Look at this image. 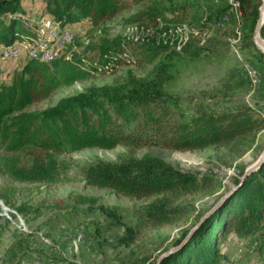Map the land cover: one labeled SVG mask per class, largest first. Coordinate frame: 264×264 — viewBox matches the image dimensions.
I'll return each instance as SVG.
<instances>
[{"label": "trees", "instance_id": "16d2710c", "mask_svg": "<svg viewBox=\"0 0 264 264\" xmlns=\"http://www.w3.org/2000/svg\"><path fill=\"white\" fill-rule=\"evenodd\" d=\"M22 1L0 0V45L3 47L15 42L30 43L26 35L19 33L20 21L15 16L23 14ZM235 1L251 39L261 0ZM44 2V10L52 17L53 24L63 27L61 31L83 19L98 26L129 7L139 5L123 22L142 32L139 37L142 56L129 60L124 54L129 38L120 34L113 38L100 36L95 47L97 56L62 57L61 54L46 62L27 59L9 82H0V147L3 150L0 174L13 182L54 184L63 180L68 167L59 156L87 148L110 150L118 145H155L173 150H203L225 147L241 154L254 143L255 133L262 128V123L245 104L230 109H207L198 104L189 116L183 113L174 116L180 97L171 94L166 84L173 77L171 71L176 65L173 58L179 56L176 47L180 45L186 53L192 43L189 38L182 41L178 35L171 38L177 25L168 24L186 19L185 5L173 0ZM227 7L214 9L199 27L216 23ZM8 15L11 17L6 20ZM260 34L264 40V21ZM252 45L256 47L253 42ZM121 63H135L136 67L152 64V68L143 75L129 69L123 82L91 85L60 98L43 110L26 111L34 103L48 99L58 87L86 80L102 67L115 70ZM83 180L87 186L110 189L125 198L151 199L133 211L135 224L125 225L118 238L120 245L138 247L137 241L147 228L178 224L194 212L199 219L200 211L184 198L212 195L222 187L212 172L183 171L151 153L124 154L114 160L97 158L84 168ZM232 190L190 237L185 239L193 225L182 229L171 241V247L177 248L158 264H217L222 257L218 245L230 234L239 239H256L260 247L264 238V162L238 179ZM5 196L0 194L2 199ZM73 201L94 205L97 198L76 195ZM97 207L107 218H114L120 224L117 207ZM1 237L0 226V247ZM162 253L141 255L124 264H156Z\"/></svg>", "mask_w": 264, "mask_h": 264}, {"label": "rangeland", "instance_id": "374dc122", "mask_svg": "<svg viewBox=\"0 0 264 264\" xmlns=\"http://www.w3.org/2000/svg\"><path fill=\"white\" fill-rule=\"evenodd\" d=\"M173 1L186 6L187 16L181 23L168 24L177 25L171 38L178 35L182 41L189 38L192 43L186 53L179 44L176 47L179 56L173 58L176 62L171 71L173 77L166 84L171 94L180 97L174 116L178 117V113L189 116L198 104L207 109H230L245 104L252 108L254 117L262 123V128L255 133L254 143L241 154L225 147L203 150H173L155 145H118L110 150L87 148L59 156L68 167L63 180L54 184L13 182L0 174V194H6L4 199L0 198V264H124L141 255L160 254L171 247V241L182 229L194 226L221 196L235 188L245 170L256 162L264 149V55L254 42V34L250 39L237 1ZM21 5L23 14L15 15L20 21L19 33L26 35L30 43L15 42L24 47L17 60L0 59V82L4 78H8L9 82L22 69L28 58L26 50L29 46H49L50 43L44 41H49L48 32L55 27L52 17L44 10V0H23ZM221 6L228 7L219 15L218 21L200 28L206 16ZM138 8L139 5H133L98 26H93L88 19L69 25L73 38L58 55L97 56L95 47L100 36L113 38L121 34L129 38V46L124 52L129 60L142 56L139 46L142 32L123 22ZM10 17L8 15L6 20ZM151 68L152 64L136 67L135 63H121L115 70L102 67L101 70L105 71H97L86 80L69 86L58 87L48 99L34 103L26 111L43 110L60 98L91 85L123 82L129 69L143 75ZM2 153L0 147V155ZM145 153L157 155L183 171L212 172L219 178L222 187L212 195L184 198L193 202L200 211L199 219L194 212L178 224L159 229L147 228L137 241L140 247L123 246L118 238L123 234L124 226L135 224L133 211L151 199H129L110 189L87 186L83 170L97 158L114 160L124 154L142 156ZM76 195L95 197L97 203H76L73 201ZM98 205L117 207L120 224L114 218H107ZM21 206L26 209L19 211L17 208ZM261 239L262 244L257 247L256 239L240 240L234 234L228 235L218 245L222 257L217 264H264V238Z\"/></svg>", "mask_w": 264, "mask_h": 264}, {"label": "bare ground", "instance_id": "6f19581e", "mask_svg": "<svg viewBox=\"0 0 264 264\" xmlns=\"http://www.w3.org/2000/svg\"><path fill=\"white\" fill-rule=\"evenodd\" d=\"M69 31L70 30L61 31L60 29H58L57 26L51 28L48 32V40L50 45L45 46L44 48H36L29 46L26 50V55L28 57L27 59H36L45 62L56 59L60 56L58 55V52L61 49L66 48L73 38V34ZM12 48H14L12 56H4L3 59L9 58L17 60L20 57L21 51L24 47L21 44L14 43L12 46L9 47L2 46V52H11ZM1 206L2 203L0 201V207Z\"/></svg>", "mask_w": 264, "mask_h": 264}, {"label": "water", "instance_id": "95a60500", "mask_svg": "<svg viewBox=\"0 0 264 264\" xmlns=\"http://www.w3.org/2000/svg\"><path fill=\"white\" fill-rule=\"evenodd\" d=\"M264 21V0H261V4L259 6V18L256 22L255 28H254V42L256 44V46L264 53V40L261 37L260 34V30H261V26L263 24ZM264 162V149L261 152V154L259 155V157L257 158L256 162L248 167L244 174H243V178L248 175L250 172H252L253 170L257 169L262 163ZM233 190L227 192L226 194H224L223 196H221L198 220V222L189 230L187 236L185 237V239H187L188 237L191 236V234L195 231V229L200 225V223L206 219L209 215H211L220 205L221 203L225 200V198L231 194ZM184 239V240H185ZM177 247L173 246L171 248H169L167 251L163 252L159 258L157 259V263L158 264L160 262V260L165 257L167 254H169L170 252L174 251Z\"/></svg>", "mask_w": 264, "mask_h": 264}, {"label": "built area", "instance_id": "2783aa9c", "mask_svg": "<svg viewBox=\"0 0 264 264\" xmlns=\"http://www.w3.org/2000/svg\"><path fill=\"white\" fill-rule=\"evenodd\" d=\"M56 26V25H54ZM44 42H49V41H44ZM44 44V43H43ZM2 45H0V59H3L4 56H12V52L14 51V48H12V51L11 52H2ZM24 53V52H23ZM14 60V59H13ZM0 67H1V64H0ZM2 78V77H1ZM3 79V78H2ZM5 80H1V82H6L8 80V78H4ZM8 82V81H7Z\"/></svg>", "mask_w": 264, "mask_h": 264}, {"label": "crops", "instance_id": "0c3cea01", "mask_svg": "<svg viewBox=\"0 0 264 264\" xmlns=\"http://www.w3.org/2000/svg\"><path fill=\"white\" fill-rule=\"evenodd\" d=\"M239 239V238H238ZM241 240V239H240Z\"/></svg>", "mask_w": 264, "mask_h": 264}]
</instances>
